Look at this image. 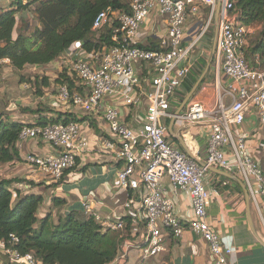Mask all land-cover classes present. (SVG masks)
I'll use <instances>...</instances> for the list:
<instances>
[{"label": "built area", "instance_id": "obj_1", "mask_svg": "<svg viewBox=\"0 0 264 264\" xmlns=\"http://www.w3.org/2000/svg\"><path fill=\"white\" fill-rule=\"evenodd\" d=\"M20 1L31 4L46 0ZM220 1L215 55L218 72L229 81L227 90L212 106L192 100L183 112L176 114L173 110L174 100H180L184 81L192 71L188 59L210 30L218 0H131L128 12L108 7L96 17L92 37H99L108 25L113 44L88 51L82 41H76L65 52L69 75L77 85L59 84L55 101L79 117L108 124L111 138L102 139V146L114 151L122 163L116 174L118 188L132 192L123 204L124 210L130 211L125 216L104 217L85 204L87 214L101 224L103 231L121 232L130 225L144 234L140 243L123 239L116 260H124L138 248L141 260L147 261L164 249L165 230L179 238L188 228L206 242L214 264H232L234 249L223 242L210 221L212 194L205 179L213 166L238 172L264 201V162L249 150L245 135L233 132V126L242 125L249 114L264 124V67L253 64L245 55L251 26L240 21L234 10L235 0ZM203 7H208L209 13L204 14ZM156 15L163 17L158 30L146 31L147 21ZM198 15L200 18L189 25L188 20ZM9 63L10 59L0 58V66ZM226 96L231 98L230 103L225 102ZM125 108L139 112L135 126L123 120ZM168 118H177L188 127L205 126L204 162L191 137L184 136L191 145L189 154L170 141L165 122ZM88 119L24 124L18 146L35 139L56 150L45 156L27 154L25 162L46 173L49 181L61 180L87 148L83 125ZM186 132L189 135V130ZM165 176L175 194L182 190L190 196L193 213L187 224L175 213L174 201L163 183ZM19 189L27 191L29 187L22 183ZM19 241L15 234L0 238V253L9 264H42L33 253H21L16 247Z\"/></svg>", "mask_w": 264, "mask_h": 264}, {"label": "crops", "instance_id": "obj_2", "mask_svg": "<svg viewBox=\"0 0 264 264\" xmlns=\"http://www.w3.org/2000/svg\"><path fill=\"white\" fill-rule=\"evenodd\" d=\"M15 1L0 0V12L16 9L17 4ZM217 4L218 9L221 1L218 0ZM205 8L208 9V7ZM28 13V10H21L17 13V18L22 19ZM218 13L217 10L214 17L216 33L212 41V47L208 48L209 38L205 37L206 40H201L200 52L190 55L188 59V63L192 65V75L197 76L192 89L198 81L200 83L186 104H184L185 99L189 96L192 89L187 92L182 87L181 101L178 100V103L173 104V110L176 114L183 112L192 100H199L208 106L215 105L219 94L224 93L228 88L229 80L223 72H218V60L215 58ZM79 19L80 15L74 13L64 23L65 26H68L67 31L76 26ZM261 32L262 25L251 26V33L248 36L244 52L253 64L264 67V52L252 53L251 51L255 45V37L259 38ZM17 35L18 32L16 30L14 37L16 38ZM64 56L65 53L62 57ZM46 67L49 69L50 67H57L59 69L62 67V64L57 63L56 59L44 66H34V68L41 69ZM19 72L23 71L15 70L10 63L0 66V79L10 78L14 82ZM218 85L219 90L217 88ZM24 88L25 85L21 84L20 89ZM20 96V94H16L14 98L15 101L19 100L18 103L23 99ZM56 98L57 95L50 101L52 108L55 111H66L65 108H60L55 101ZM225 102L230 103L231 98L226 96ZM13 103L14 101L10 103L12 108H14ZM20 104L24 106V104ZM19 112L21 113V111ZM17 113L18 108L15 107V110L9 114L8 118L19 121V117H17L18 119L15 117ZM136 113L139 112L131 108H125L123 120L135 126ZM34 118L32 121H23L22 123L34 124L39 117L37 119L36 117ZM88 120L83 125L87 148L83 153L78 155L76 166L64 175L61 182L49 181V178L43 176V171L25 162L27 154L45 156L55 153V148L39 140L30 139L20 144L18 149L21 159L0 165V167L7 171L3 174L0 173L2 178H19L22 180L21 183L17 181L13 182L11 187L19 188V185L23 183L29 187V190H22V192H32L43 196L44 201L38 210V217L40 220H43L49 216L48 226L43 235L45 239L50 237L52 225L57 223L59 219L61 206L58 203L54 204V198L66 200L68 206L76 201H84L85 204L91 205L94 211L104 217H122L130 212L124 210L123 204L132 192L119 189L116 178L117 170L122 163L117 161L114 151L105 150L102 146V139L111 138L108 124L103 120ZM165 122L168 126L170 141L189 154V147L191 145H188L184 136L187 139L191 137L193 141L191 143L198 149V156L204 162L207 156V131L205 126L199 124L189 125L188 127V124L183 123L177 118H168ZM186 130H189V135H187ZM233 132L235 135H245L249 150L261 159H264V124L256 115L249 114L242 125H234ZM220 171L229 173L234 177L225 175ZM205 181L208 190L212 194V201L209 206L210 221L220 233L223 242L234 249V253L230 259L231 263L264 264V201L251 191L247 182L236 171L228 172L218 166H213ZM163 183L166 193L174 201L175 213L187 224L193 213L190 196L179 189L177 194H175V188L167 176L163 178ZM83 213H87V211ZM120 234L125 241L130 243H140L144 236L142 229L131 226H127ZM163 234L165 237L164 249L157 256L150 258L147 262L145 261L146 263L140 258V250L135 248L129 252L124 260L115 259L109 264H214V258L206 242L190 229L186 228L183 235L179 238L173 237L169 233V230H165ZM0 258L2 259L0 264H9L5 262L6 257L1 253Z\"/></svg>", "mask_w": 264, "mask_h": 264}, {"label": "trees", "instance_id": "obj_3", "mask_svg": "<svg viewBox=\"0 0 264 264\" xmlns=\"http://www.w3.org/2000/svg\"><path fill=\"white\" fill-rule=\"evenodd\" d=\"M15 3L16 9L0 12V58L10 59L11 66L17 71H23L28 66L52 63L64 55L76 41H82L88 51L113 44L111 27L108 25L101 30L99 37L93 39L94 21L108 7L126 12L130 10V2L126 0H46L31 4H22L20 0H16ZM21 10L31 11L37 21L30 34L18 31L20 21L23 23L22 19L17 18V13ZM234 10L238 12L243 24L262 25L263 38L255 41L251 51L264 52V0H235ZM74 13H78L80 19L76 26L67 31L68 26L64 23ZM28 28L26 22L23 31ZM16 30L18 35L15 38ZM69 73V69L60 72L55 82L67 83L75 88L77 84ZM196 79L197 76L190 73L184 81L183 87L187 92L192 89ZM40 85L49 87L48 77H44ZM31 112L36 114L42 111ZM86 119L87 117H79L69 110L55 111L52 108L34 124L67 123L72 120L82 122ZM23 125L24 123L0 115V165L21 159L17 142ZM261 160L264 162V159ZM70 170L72 168L66 173ZM15 181L21 183L22 180L0 176V238L6 239L10 234H15L20 240L16 246L20 252L33 253L42 264H109L116 259L124 239L120 232L103 231L101 224L87 213H66L68 202L64 199L53 200L54 204L58 203L66 208L60 213L58 222L52 225L50 237L45 239L43 235L49 216L43 220L38 217L43 196L11 187Z\"/></svg>", "mask_w": 264, "mask_h": 264}, {"label": "rangeland", "instance_id": "obj_4", "mask_svg": "<svg viewBox=\"0 0 264 264\" xmlns=\"http://www.w3.org/2000/svg\"><path fill=\"white\" fill-rule=\"evenodd\" d=\"M126 2L129 3L130 0H126ZM202 11L204 14L209 13L208 12L209 10L205 7H203ZM162 18L163 17L159 15H156L155 17L152 16L147 21L146 27L144 29L146 31H150L151 29L158 30L160 26V21ZM199 18H200L199 15L194 18L191 17L188 20V24L192 25ZM22 21L23 23L20 21V24L18 25V31L26 33V34L28 33L30 34L37 25V21L34 17V14L31 11H29V13L26 14L25 17H22ZM26 22L28 23L29 28L23 31ZM215 33H216V25L213 19V23L210 27V30L207 32L205 36L209 38L208 48L212 47V44H213L212 41L214 40ZM205 37H203L201 40L202 41L204 39L206 40ZM262 38L263 37L260 34V37L259 38L255 37L254 41H257L258 39H262ZM200 41L198 42L196 47L191 52V55L197 54L198 52H200L201 50L200 46L202 44V41L201 42ZM215 58H216V55H215ZM57 63L62 64V67L59 69H57V67L56 68L50 67V69L46 67V68L41 69V68H34V66H28L23 70V72L18 73V76L15 77V80H14L15 83L13 82V79H10V78L0 79V115L2 114L6 118L9 116V114H11L15 110V107H16L18 108V113L15 114V117L16 119H18L17 117H19V122L21 123L23 121H32L33 119H35L34 117H36V119L38 117H44V113H47L48 109H52V106L50 103L51 99L55 97L58 93L59 84L55 82L57 75L60 72L64 71L65 69L70 70V67L67 64L68 62L64 59V57L62 56L59 57L57 59ZM44 77H48L49 82H50L49 87H44L40 85V82L43 80ZM37 81H39V83ZM21 84L25 85L24 89H20ZM16 94L17 95L20 94L23 97L20 103L24 104V106L18 103L19 100H16V101L14 100ZM11 101H14L13 103L14 108L10 106ZM176 102L177 100L175 99L174 103ZM31 110H34V111L41 110L42 112L38 114H33ZM19 111H21V113ZM34 115H37V116H34ZM6 172L7 171L5 169L0 167V173L3 174ZM42 173L44 177L49 178V176L46 173L44 172ZM40 175L42 176V174ZM15 179H19V178H15ZM65 208H66L65 206H61L60 211L62 212ZM60 211H59V215L61 213ZM5 259H6L5 262L9 263L8 259L7 258ZM0 262H2L1 258H0ZM146 262L144 261V263Z\"/></svg>", "mask_w": 264, "mask_h": 264}, {"label": "water", "instance_id": "obj_5", "mask_svg": "<svg viewBox=\"0 0 264 264\" xmlns=\"http://www.w3.org/2000/svg\"><path fill=\"white\" fill-rule=\"evenodd\" d=\"M217 10H218V12H219V10H220V6H219V8H218ZM215 51H216V49H215ZM199 83H200V81H198V82L196 83V85L194 86V88H193L192 91L190 92L189 96L185 99V103H184V104H186V102L189 100V98L193 95V93H194L195 90L197 89ZM178 113H180V112H178ZM202 164H203V163H202ZM210 169H211V168H210ZM220 172L223 173V174H225V175L232 176V175H230L229 173H226V172H223V171H220ZM232 177H234V176H232ZM72 211H81V212H85V211H86V208H85V202H84V201H76V202L72 203L71 205H69V206H68L67 213H70V212H72Z\"/></svg>", "mask_w": 264, "mask_h": 264}]
</instances>
